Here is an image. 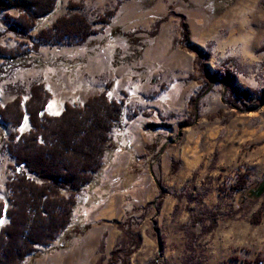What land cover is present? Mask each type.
<instances>
[{"label":"rangeland","instance_id":"374dc122","mask_svg":"<svg viewBox=\"0 0 264 264\" xmlns=\"http://www.w3.org/2000/svg\"><path fill=\"white\" fill-rule=\"evenodd\" d=\"M73 11L94 34L82 43L38 40L40 30ZM17 16L15 9L0 14V47L24 52L0 60V107L16 94L23 104L34 82L50 94L49 115L103 91L122 104L121 124L110 133L114 149L76 196L69 224L22 264H105L121 237L114 222L126 219L140 239L128 264H253L258 257L264 264V193L249 194L264 180V98H228L218 81L201 93L189 78L197 70L188 50L208 53L211 74L230 69L239 89H264V0H57L29 32L13 30ZM181 23L188 36L180 46ZM184 66L188 75L179 78ZM148 123L156 126L144 129ZM28 129L27 121L18 128L0 122L5 208L14 176L8 137ZM237 182L242 186L231 190ZM109 201L113 212L96 218Z\"/></svg>","mask_w":264,"mask_h":264},{"label":"trees","instance_id":"16d2710c","mask_svg":"<svg viewBox=\"0 0 264 264\" xmlns=\"http://www.w3.org/2000/svg\"><path fill=\"white\" fill-rule=\"evenodd\" d=\"M56 2L0 0V14L15 9L18 16L12 23L13 30L29 32L39 19L52 13ZM76 7L79 9L80 6ZM105 20L100 22L105 23ZM94 33L86 16L73 11L40 30L37 38L46 43H62L64 40L82 43ZM187 36V27L181 23V39L177 43L181 46ZM38 46L39 43H36L33 48ZM188 50L194 53L193 62L197 70V74L189 78L201 83V93L208 89L212 81H218L228 98L234 97L236 92L237 98L241 96V99L256 101L264 98V89L253 92V98L251 92L239 89L234 84L232 71L224 65L220 73L211 74L205 65L207 52L203 53L193 45ZM23 55L24 52L17 49L0 47V60L4 62L15 61ZM2 72L0 70V78ZM49 98L50 94L43 84L34 82L23 104L20 95L16 94L0 107L1 123L18 128L27 121L29 126L26 132L9 135L6 144L14 160V176L5 185L10 207L5 208L0 203V218L5 216L8 219L5 225L0 223V264H22L27 257L35 254L36 247L49 245L64 231L70 222L76 196L101 168L105 151L114 149L110 133L121 124V102L109 100L103 91L88 97L81 105L65 103L59 114L49 115L45 112ZM195 100L196 97L189 98L188 105H194ZM186 119L184 122H187ZM155 126L148 123L143 128ZM241 186V182H237L229 188L237 190ZM259 215V210L254 213L253 223L258 221ZM210 220L214 221V218ZM114 223L121 237L109 252L105 264H117L118 261L128 264L126 257L137 248L139 236L127 219ZM102 250L103 244L100 243L98 251ZM102 260L104 256L101 255L98 261ZM260 262L258 257L253 264ZM242 264L250 263L242 260Z\"/></svg>","mask_w":264,"mask_h":264},{"label":"crops","instance_id":"0c3cea01","mask_svg":"<svg viewBox=\"0 0 264 264\" xmlns=\"http://www.w3.org/2000/svg\"><path fill=\"white\" fill-rule=\"evenodd\" d=\"M187 70L188 69L184 66V68H182V73L183 74L179 75V78H180V76L185 77L186 75H188L187 74L188 73ZM110 202L111 201H109L106 206H104L103 208H101L100 210L97 211V213L95 215L96 218H101L102 216L109 215V214H111L113 212L112 204ZM104 237H105V234H103L101 236L100 241H102ZM98 246H99V244L97 245V251H98Z\"/></svg>","mask_w":264,"mask_h":264},{"label":"water","instance_id":"95a60500","mask_svg":"<svg viewBox=\"0 0 264 264\" xmlns=\"http://www.w3.org/2000/svg\"><path fill=\"white\" fill-rule=\"evenodd\" d=\"M264 193V180L261 181L254 189L249 191L251 197L259 198Z\"/></svg>","mask_w":264,"mask_h":264}]
</instances>
